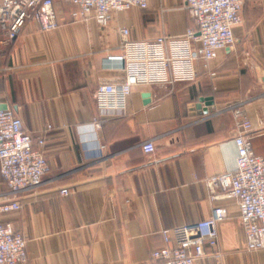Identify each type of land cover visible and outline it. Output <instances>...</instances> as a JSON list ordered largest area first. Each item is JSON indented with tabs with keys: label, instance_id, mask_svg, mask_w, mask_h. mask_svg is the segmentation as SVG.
Instances as JSON below:
<instances>
[{
	"label": "crops",
	"instance_id": "obj_1",
	"mask_svg": "<svg viewBox=\"0 0 264 264\" xmlns=\"http://www.w3.org/2000/svg\"><path fill=\"white\" fill-rule=\"evenodd\" d=\"M54 9V29L29 21L11 43L0 34V110L44 138L49 166L44 184L17 198L21 211L0 217L25 237L24 264H151L163 230L207 219L215 207L228 216L217 225V247L205 246L196 264H264V250H246L237 201H212L207 185L236 167L238 109L264 158V0L245 1L236 44L208 70L198 62L196 82L136 86L124 113H103L94 99L98 86L126 81L107 61L121 53L120 30L132 40L180 36L195 28L186 0H151L145 10L114 13L107 27L75 22L65 0ZM209 101L200 115L195 108ZM147 141L152 155L142 152Z\"/></svg>",
	"mask_w": 264,
	"mask_h": 264
},
{
	"label": "built area",
	"instance_id": "obj_2",
	"mask_svg": "<svg viewBox=\"0 0 264 264\" xmlns=\"http://www.w3.org/2000/svg\"><path fill=\"white\" fill-rule=\"evenodd\" d=\"M65 1L75 7L71 15L75 22L94 19L101 27L110 24L114 13L133 8L145 10L151 2ZM245 1L186 0L195 28L176 37L132 40L129 29L122 28L121 53L109 56L107 61L118 64L126 72V81L121 86H98L94 94L98 109L103 113H124L133 88L139 85L196 82L198 62L208 70L209 63L218 57L220 51L236 44L233 30L243 24ZM54 3L55 0H0V34L5 42L15 40L29 21H35L45 31L56 28L58 20ZM210 75L214 77L215 73ZM234 114L236 167L233 171L209 178L207 185L212 201L220 197L237 201L246 236V250L256 252L264 250V158L254 152L252 138L248 135L253 127L245 111L238 109ZM44 148V138L34 140L14 112L0 110V173L8 187L0 200V217L20 212L22 206L17 198L22 194H33L44 184L49 170ZM141 149L146 155L156 151L153 141L144 142ZM217 189L222 195L215 194ZM69 193L66 188L61 190L63 196ZM227 216L226 208L215 207L207 219L163 230L164 247L152 252L151 264H196L197 259L205 255V246L217 247V225ZM26 248L25 237L11 223L0 222V264H24L27 262Z\"/></svg>",
	"mask_w": 264,
	"mask_h": 264
},
{
	"label": "water",
	"instance_id": "obj_3",
	"mask_svg": "<svg viewBox=\"0 0 264 264\" xmlns=\"http://www.w3.org/2000/svg\"><path fill=\"white\" fill-rule=\"evenodd\" d=\"M144 98H145V104H148V103H150V97H149V95L148 94H146L145 96H144ZM204 102V100L202 99L201 100V103H203ZM212 105V102L211 101H209V102H207V105H206V107L205 108H202V105L201 104H198L197 105V107L195 108V109H197L198 111H199V114L200 115H207V114H209V112L211 111L210 110V108H208L209 106H211Z\"/></svg>",
	"mask_w": 264,
	"mask_h": 264
},
{
	"label": "rangeland",
	"instance_id": "obj_4",
	"mask_svg": "<svg viewBox=\"0 0 264 264\" xmlns=\"http://www.w3.org/2000/svg\"><path fill=\"white\" fill-rule=\"evenodd\" d=\"M6 186V183L0 178V200L4 198V194L8 191V189L6 190Z\"/></svg>",
	"mask_w": 264,
	"mask_h": 264
}]
</instances>
